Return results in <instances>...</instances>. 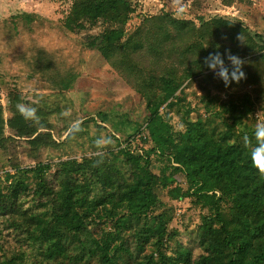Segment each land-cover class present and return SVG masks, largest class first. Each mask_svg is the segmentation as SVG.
I'll list each match as a JSON object with an SVG mask.
<instances>
[{
  "label": "trees",
  "instance_id": "16d2710c",
  "mask_svg": "<svg viewBox=\"0 0 264 264\" xmlns=\"http://www.w3.org/2000/svg\"><path fill=\"white\" fill-rule=\"evenodd\" d=\"M127 3L74 0L65 26L77 31L101 18L121 21L122 26L104 31L90 44L129 74L141 69L133 54L146 48L159 57L169 40L188 34L198 38L179 56L184 64L191 52L192 62L182 76L174 68L166 75L138 80L135 76L133 86L146 97L149 115L142 128L123 140L125 146L94 157L89 169L96 179L93 196L80 200L84 185L69 182L65 161L58 163L56 187L49 179L50 162L18 166L14 173L0 175V237L7 229L24 246L0 255V264H264V176L251 166L250 149L242 140L247 135L256 143L257 122L250 117L257 109L253 97L243 94L222 101L208 93L196 107L187 103L182 89L205 65V57L222 54L227 44L236 47L230 51L233 55L238 47L245 57L261 53L246 63L263 64L264 38L224 18L204 22L198 29L167 14L146 18V34L140 27L126 37L127 20L118 18V11L124 4L128 10ZM248 79L264 96L260 71ZM21 102L14 94L9 118L0 105V148L15 138L32 149L53 145L50 135L17 111ZM173 114L184 131L174 130ZM138 138L143 146L135 142ZM68 183L71 191L59 206L57 187L66 191ZM163 191L171 201L191 199L204 213L188 243L180 240L179 231L171 230L173 208L162 200Z\"/></svg>",
  "mask_w": 264,
  "mask_h": 264
},
{
  "label": "rangeland",
  "instance_id": "374dc122",
  "mask_svg": "<svg viewBox=\"0 0 264 264\" xmlns=\"http://www.w3.org/2000/svg\"><path fill=\"white\" fill-rule=\"evenodd\" d=\"M73 3L74 0H0V105L5 117L9 118L12 97L14 94L20 96L23 102L19 105L37 109L39 121L32 124L54 141L53 145L40 149H32L24 139L6 142L0 148V175L4 178L6 172L14 173L18 166L33 167L41 161L50 162L53 169L49 179L56 187L58 163L65 161L69 182L78 180L84 185L82 200L95 192L96 179L89 172L94 166V157L116 150L125 138L146 122L149 115L147 99L136 91L134 80L166 75L172 68L177 76H182L194 54L188 52L184 64L179 54L198 37L188 34L181 39L169 40L163 48L165 52L159 57L146 48L140 54H133L141 69L137 75L136 71L129 74L126 67L120 70L90 44L94 37L122 26V22L101 18L86 23L83 30L70 31L65 21ZM127 4L130 6L128 10L124 4V10L118 11L121 14L118 18L127 20L126 37L140 27L144 28L143 35L146 34V18L167 14L190 21L198 29L204 22L224 18L240 22L252 34L264 38V0H128ZM176 34L172 29V35ZM227 46L222 52L226 61L228 51L236 49ZM261 46H264L263 42ZM172 48L178 52L170 53ZM237 50L235 55L245 62L242 67L245 78L239 83L232 81L225 86L203 65L197 70V76L186 80L183 93L187 103L196 107L202 103L201 96L208 93L222 101L251 94L257 109L250 117L258 123L264 121V96L259 94V87L251 83L248 76L259 70L263 80L260 85H264V63L259 66L247 64L261 53L245 57L239 47ZM226 65L231 67L228 61ZM173 123H179L174 114ZM9 132L7 130V134ZM68 134H71L70 139H66ZM70 188L69 183L66 191L57 187L59 206L68 198ZM161 198L173 208L171 230L179 231L180 240L188 243L190 233L196 231L204 213L193 206L191 199L171 201L166 191L161 193ZM23 248L15 233L5 229L0 237V255Z\"/></svg>",
  "mask_w": 264,
  "mask_h": 264
},
{
  "label": "clouds",
  "instance_id": "9594fccd",
  "mask_svg": "<svg viewBox=\"0 0 264 264\" xmlns=\"http://www.w3.org/2000/svg\"><path fill=\"white\" fill-rule=\"evenodd\" d=\"M240 39V37H237ZM227 61L230 63L229 67L226 65L225 60L219 52L210 53L204 59V64L209 71H212L214 76L221 79L225 86H228L232 81L239 83L240 80L245 78V73L242 70L245 63L239 56L228 52ZM17 111L24 117L25 120H30L38 123L37 109L24 104L17 105ZM175 131H184V125L178 123L174 126ZM253 136L256 143H252V137L247 135L242 137L243 145L245 148L250 149L251 166L255 168L258 173L264 176V121L256 124Z\"/></svg>",
  "mask_w": 264,
  "mask_h": 264
},
{
  "label": "built area",
  "instance_id": "2783aa9c",
  "mask_svg": "<svg viewBox=\"0 0 264 264\" xmlns=\"http://www.w3.org/2000/svg\"><path fill=\"white\" fill-rule=\"evenodd\" d=\"M117 137H118V136H117ZM135 142H136L137 144H139V143H140V138H138ZM140 144H141V143H140ZM121 145H122V146H123V145L125 146V143L122 142ZM141 146H143V145L141 144Z\"/></svg>",
  "mask_w": 264,
  "mask_h": 264
}]
</instances>
